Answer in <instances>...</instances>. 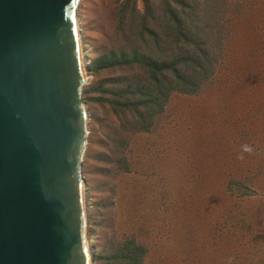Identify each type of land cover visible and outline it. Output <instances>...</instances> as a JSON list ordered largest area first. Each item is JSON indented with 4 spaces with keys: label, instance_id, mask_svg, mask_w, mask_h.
Masks as SVG:
<instances>
[{
    "label": "rangeland",
    "instance_id": "1",
    "mask_svg": "<svg viewBox=\"0 0 264 264\" xmlns=\"http://www.w3.org/2000/svg\"><path fill=\"white\" fill-rule=\"evenodd\" d=\"M123 1H80L91 62L131 44L129 18L122 30L118 23ZM151 2L159 16L163 0ZM222 9L215 74L200 92H174L147 131L137 130L135 110H115L95 90L103 79L142 80L143 71L88 69L83 174L96 264H124L110 255L127 239L144 245V264H264V0H227Z\"/></svg>",
    "mask_w": 264,
    "mask_h": 264
},
{
    "label": "water",
    "instance_id": "2",
    "mask_svg": "<svg viewBox=\"0 0 264 264\" xmlns=\"http://www.w3.org/2000/svg\"><path fill=\"white\" fill-rule=\"evenodd\" d=\"M81 0H0V264H95Z\"/></svg>",
    "mask_w": 264,
    "mask_h": 264
},
{
    "label": "trees",
    "instance_id": "3",
    "mask_svg": "<svg viewBox=\"0 0 264 264\" xmlns=\"http://www.w3.org/2000/svg\"><path fill=\"white\" fill-rule=\"evenodd\" d=\"M142 1L143 10L139 9L138 0H124L118 10L121 30L129 18L131 44L102 50L90 66L93 71L102 72L130 64L143 71L142 80L123 76L103 79L95 90L115 110H135L137 130L147 131L152 118L164 111L174 92H200L215 74L225 48V21H220L219 14L224 12L222 7L227 6V0H175L181 7L172 0H163L159 16L151 0ZM130 2L133 5L128 12ZM158 26L167 33L161 34ZM165 38L173 45L170 52L162 45ZM145 254L144 245L127 239L118 243L110 257L124 264H144Z\"/></svg>",
    "mask_w": 264,
    "mask_h": 264
},
{
    "label": "bare ground",
    "instance_id": "4",
    "mask_svg": "<svg viewBox=\"0 0 264 264\" xmlns=\"http://www.w3.org/2000/svg\"><path fill=\"white\" fill-rule=\"evenodd\" d=\"M78 19H79V25H80V31H81V44H82L83 58H84V61H85L86 65H87L88 61L90 60V57L88 55H86V52H85V49H84L83 34H82V30H81V20H80V16L78 17ZM87 77H88V73H87ZM87 119H88V112H87ZM84 187H85V199L87 200V183L85 181V178H84ZM88 241H89L90 250H91V241H90V239H88ZM92 254L93 253L91 251V256H92V259H93V255ZM92 264H93V260H92Z\"/></svg>",
    "mask_w": 264,
    "mask_h": 264
}]
</instances>
